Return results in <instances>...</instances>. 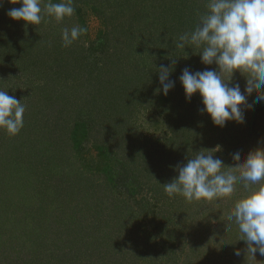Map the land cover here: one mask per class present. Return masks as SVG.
I'll return each instance as SVG.
<instances>
[{
    "label": "rangeland",
    "instance_id": "1",
    "mask_svg": "<svg viewBox=\"0 0 264 264\" xmlns=\"http://www.w3.org/2000/svg\"><path fill=\"white\" fill-rule=\"evenodd\" d=\"M172 1L177 2L180 0ZM185 1L190 2L192 0ZM125 2L126 4L122 8L120 1H114L115 6H118L116 7L117 13L114 7L106 6L104 0H73L74 15L63 20L62 27L56 30L55 35V37L58 35V40L61 41V30L64 27L70 28L73 25H79L86 29L85 34L68 47H74L77 51L81 48L83 52L78 53L79 56L76 62L77 67L81 66L82 68L80 75L72 71L67 74L70 81L78 78L70 83L69 86L72 85V88H63V92L69 95L67 103H62L65 101L66 96L62 98L61 102H48L47 105H53L54 103L55 109L43 105L45 99H40L39 93L42 87H47V83L38 79L41 78V75L46 79L47 75L44 73L36 76L31 83L23 84L21 80H24V78L21 77L17 80V87L15 88L11 87V83L2 82L3 88L0 90L8 91L5 89H9L8 95L15 96L18 101L25 105L23 127L33 123L32 125L40 126L45 135V137H42V133L33 132L32 135L36 134L35 138L41 136L44 140L53 139L51 146L35 143L31 148L24 150L23 158L28 160L29 163L22 160L16 166L17 164L14 162L15 147L13 146L16 141H13L12 144L10 140L12 138L15 140L18 135L9 136L0 130V226L5 228L3 232L4 239L9 238L8 236L16 231L13 226H18L17 224L27 225L31 229L32 225L35 224L32 218L33 213H38L37 216L43 215L44 218L59 213L68 216L69 211L62 212L61 209L57 210L56 208V205L59 204L57 198H60L59 194L61 193L60 184H63L65 189L64 176L70 181L68 185L72 187L71 189L76 195V198L72 200L73 205L78 204L79 207L94 212L97 211V199L100 197V193H98L100 189L107 192L111 190L116 192V189H118L122 192V198H134L131 202L138 212L140 209L142 210L139 207L141 198L147 199L150 204L143 213H139L140 222L144 223L143 228L146 232L152 230L154 226L148 223L149 219L154 218V216L160 217L161 214L164 215L162 219L165 220L167 218L166 212L174 210L172 209L173 206L168 205L172 199L177 200L176 202L182 201L181 198L179 199L180 195H174L170 196V200H162L164 204L157 203L147 190L148 186H145L142 192L135 190V193L130 195L132 188L136 187L134 183L127 188L115 184L116 189L114 185H111L114 188L107 185V172L115 175L116 180V175L121 173L122 169L116 162L117 156L115 154L117 150L115 143L119 139L115 137L118 136L117 134L114 135L115 129L118 127L117 123H121L119 118L120 106L126 103L133 104L135 97L140 94L134 91L136 86V81L133 80L135 78L134 74H136L134 73V67L137 66L134 59H140L138 63L141 66L146 63L151 66L152 64L149 62L167 64L169 58L163 54L166 51L161 53L158 49L159 52H154L152 47L148 49L152 53H145L144 55L139 53L141 48L132 49L129 36L118 37L117 31L113 32L111 30L110 19L118 20L116 22L117 29L121 23L127 27L128 23H125L127 20L135 19V17L142 19L141 21H144V24H141V26L143 25V31L141 30V35L139 34L137 40L134 41V43L140 45L145 39L142 35L149 32V24H146V18L156 17V7L158 5H160V11L162 10L168 15L170 20L174 18V24H177L180 15L182 16L176 11L168 14V11L162 5L164 0H125ZM165 2L168 1L165 0ZM198 5L197 3L194 6ZM102 6L105 8L102 9ZM107 11H111L113 16L107 14ZM204 11L205 6L200 13ZM188 14L186 21L189 26L195 27L198 22V14L195 17L192 16L193 12L186 15ZM57 24V22H54L51 27H56ZM169 26L167 25V27ZM0 28L5 29L7 27L0 26ZM124 33L126 34V32ZM154 47L157 46L154 45ZM178 51L180 50L177 49ZM180 54L184 58L187 57L182 55V52ZM8 55L7 53L6 57ZM157 57L159 60H157ZM70 58L71 55L67 56L66 67L68 69L70 68ZM187 61H191L189 65L187 64V68L192 71L196 68L199 71L216 69L215 64H202L200 58V62L193 61L192 57H187ZM35 68L39 69L38 66ZM90 76L93 79L88 82L86 78H90ZM0 77L4 79L8 76L4 75L3 72V75L0 73ZM233 82H239L243 91L245 80L239 72L234 74ZM26 90L27 94L24 93ZM18 92L19 94H17ZM21 93L23 96H21ZM183 93L184 91L181 94ZM254 96L255 92L253 93ZM111 101L112 103H110ZM197 103L199 105V102ZM249 103H251V99H249ZM136 106L137 108L133 113L127 114L129 127L135 129L138 140L147 147L156 142L166 141L167 146H162L163 152L160 153L162 156L164 151H167L175 142L184 143L188 136L187 129L193 130L196 135V137H190L191 141L194 138V143L188 151L191 156L201 150H212L219 146L221 151L215 153L214 158L221 159L225 166H235L236 162L232 160V154L237 151L241 152V162H243L249 151L257 147H264V143H258L264 141V103L255 104L251 109L246 110L243 124L230 121L223 128L214 126L207 114L200 111L203 105L201 108L196 109L186 108V106H181L179 111L176 109V113L179 112L178 114H181L183 110L186 114L189 113L187 119H185L187 120L186 123L178 121L181 124L180 126H177L178 124L174 122L175 118L172 116L167 120L166 112L161 109L163 106L140 103ZM133 109L131 107L129 111ZM80 110L83 111L82 114L86 119L71 121L76 119L75 113L80 112ZM88 112L91 114L85 115ZM182 119L184 120V118ZM176 127H178L177 130ZM181 134L183 136H180ZM57 136L61 140L56 139ZM104 149L107 150L106 153H103ZM65 157L72 160L73 163L70 166L66 165L68 163H66ZM49 159L50 161H48ZM51 162L59 167L56 170L57 172L55 171L56 167H52V164H50ZM183 164L181 162V165ZM45 170L51 172L53 177L50 178L49 188L42 190L37 175L39 174L38 171L41 175ZM2 172L4 174H1ZM84 179L96 183L97 189L92 191ZM2 180H5L3 185ZM118 190L117 192H119ZM4 191L5 193H3ZM247 191L248 189L244 187L243 182H240L237 183L230 197H221L211 202H187L184 199L180 204L183 205L182 211L177 212V214L182 213L183 221L178 220V222H175L178 223L176 225L175 223L167 224V230L166 223L161 224L163 229L155 228L153 236H151L155 239V243L149 241V245L152 244L153 247L149 250L150 253L144 254L142 257L143 262L136 260L140 252L136 244L134 245L135 251H133V247L129 249L128 245L121 247L124 246V244H121L119 245L120 250L124 248L123 252L128 255L124 259L117 256V264H121L123 261V264H148L147 260H152V249L153 254L154 248L161 249L156 243L164 247L161 264H264V255H261L259 250L252 254L248 250L246 242L241 240L243 235L240 233L238 226L234 222L228 223L225 218L234 208L235 202L246 195ZM83 194L84 198H82ZM76 201L78 202L75 203ZM181 217H179L180 220ZM91 220L94 221L93 218ZM173 225L175 226L173 227ZM19 229L21 228L19 227ZM138 240L141 245H144L145 237ZM237 251L240 255L235 254ZM161 258L156 260L160 261Z\"/></svg>",
    "mask_w": 264,
    "mask_h": 264
},
{
    "label": "trees",
    "instance_id": "2",
    "mask_svg": "<svg viewBox=\"0 0 264 264\" xmlns=\"http://www.w3.org/2000/svg\"><path fill=\"white\" fill-rule=\"evenodd\" d=\"M104 1L106 6L114 7L117 13L118 11L116 7L118 6H115L114 1H120V6L122 8L126 4L125 0ZM167 1L168 2H165L164 0V4L162 5L165 10L168 11V14L174 13L175 11L182 14V16L180 15L179 17L178 23L174 24V18H171L170 20L168 15L162 12V10L160 11L161 8L160 5H158L156 7V17L146 18V24H149V32L142 35L145 39L140 45L134 43V41L135 39L137 40L139 34L141 35L140 32L143 29V25L141 26V24H144V21H141L142 19L135 17V19L127 20L125 23H128V26L126 27L121 23L118 29L116 26L118 20L110 19L111 30L113 32L117 31L118 37L129 36V43L132 49L136 50V48L139 47L141 48L139 53L144 55L145 53H152L148 50L152 47V51L154 52H159L160 50L162 53L166 51L163 54L169 58L167 64L149 62L152 64L151 66L147 65V63L141 66V64L138 63L140 59L133 58L137 65L134 67V73H136L134 74L135 78L133 79L136 81L134 91L140 94L138 97H135L133 104L126 103L120 106L119 118L121 123H117L118 127L115 129L114 135L117 134L118 136L115 137L119 139L118 142L115 143V148L117 150L115 154V156H117L116 162L122 169L121 173L116 175V180L115 175L107 172V185L108 187L114 185L116 189L115 184L127 188L134 183L136 187L132 188V194L130 193V195H133L135 190L142 192V189H144L145 186H148L147 190L151 193L152 198L157 203L161 204H164L162 200H170V196L165 193L162 186L170 183L178 175L176 167L181 165V162L185 164L186 159L191 157V154H189L188 151L194 143V138L191 141L190 137H196V135L193 130L187 129L188 136L187 139L184 140V143L175 142L167 151H164V155L162 156L160 153L161 151L163 152L162 146H167L166 141L162 143L156 142L148 147L145 146V144L138 140L135 129L129 127L127 114L129 113L130 115L133 113L135 108H137L136 105L138 103L148 105L158 104V106H163L161 109H163V112H166L167 120L172 116L175 118L174 122H177V126H180L181 124L178 121L186 123L187 120L185 119H187L189 114H186L184 110L181 114H178L181 106H186V108L188 107L192 109L202 107L199 94L194 95L190 101L186 100L184 93L181 94L184 90L179 82L182 70L188 67L187 64L189 65V62H191L187 61V57H192L193 61L200 62V57L198 55L200 50L195 48H185V50L178 49L180 51L177 52L175 44L179 35L186 31H191L194 28L193 26H189L186 21V17L189 16V14H186H192L193 12L192 16L195 17L205 6L203 0H192L190 2L185 0L177 2H173L172 0ZM43 2H47V0H43ZM52 2L60 3L62 0H52ZM197 3L199 5L194 6ZM21 6L20 3H10V0H4V2L0 4V26L7 27L5 29L0 28V73L3 75L4 72V75L8 76L4 79L0 77V89L3 88V81L11 83V87L15 88L17 87V80L21 77L24 78V80H21L23 84L27 82L31 83L35 80L36 76L44 73L47 75L45 77L46 79L41 75V78L38 80H44V83H47V87H42L39 96H41L40 99H45V102L43 103L44 106L55 109L54 103L53 105L47 104L49 101H55V103L57 101L61 102L63 100L62 98L66 96L65 101L62 103H67L66 101L69 95L63 92V88H72V85L69 86L70 83L78 79L70 81L69 75L67 74H69L70 71L78 74L82 71L81 66L77 67L76 62L79 56L78 53L83 51H81V48L77 51L74 47H63L62 42L59 41L60 39L58 40L59 36L57 35L55 37L56 30L62 27L61 24L63 21L58 23L56 27H51L56 21L52 18L46 17L48 22H42L41 24L36 25L38 28L40 26V29L38 30L35 25H25V22L13 21L7 16V12L11 8H19ZM104 8L105 7L102 6V9ZM107 14H111V11H107ZM111 15L113 16V14ZM107 17L109 16L107 15ZM167 25H170L171 27H167ZM124 32H126V34ZM149 40L152 42L150 41L148 43ZM154 45L157 47H154ZM181 52L182 55L187 57L184 58L181 56ZM7 53L9 55L6 57ZM69 55H71V58L69 61L70 68L68 69L66 65L68 62L67 56ZM157 60H159L158 57ZM173 60H175V63H173ZM36 66H38L39 69L35 68ZM161 66H171L174 69L169 78L176 82L175 88L171 90L166 97L162 94H158L156 91L161 87L158 79V69ZM193 71H199V69L196 68L193 69ZM86 79L88 82H91L93 77L90 76V78ZM138 84L140 85L138 86ZM5 90L9 91V89ZM24 93L27 94V90ZM17 94H19V92ZM21 96H23L22 93ZM112 101L110 103H112ZM196 101L199 102V105ZM131 107L134 109L129 111ZM176 109H178L177 113ZM82 113L83 111L80 110V112L75 113L76 119L70 120L74 122L77 119H86ZM90 114L91 113L89 112L85 113V115ZM176 114L177 116H175ZM181 117L184 118V120ZM29 122L31 123V121ZM32 124L33 123L23 127L18 134V138L15 140L14 138H9L11 139L10 143L12 144L13 141H16L15 144H13L15 147L14 162H16V166H18L22 160H26L23 158L25 154L24 150L31 148L33 144H45V146L52 145V138L44 140L41 136L35 138L36 134H33L34 136L32 135L33 132H40V134L42 133V137H45L40 126ZM177 129L178 127H176V130ZM180 136L183 135L181 134ZM59 137L57 136L56 139L61 140ZM106 151L104 149L103 153H106ZM65 159L67 160L66 163L69 164H66L67 166H70L73 163L69 157H65ZM26 161L29 163L28 160ZM48 161H50V159ZM50 164H52V167H56L55 171L59 168L52 162ZM63 169L65 170V168ZM38 173L40 174L39 171ZM1 174H4V172ZM39 174L37 175V178L38 181H40L39 184L42 185H40L42 190L49 188L51 182L50 178L53 177V174L48 172V170L43 171L41 175ZM64 179L65 189L64 185L60 184L61 193L59 194L60 198H57L59 204L56 205V208L57 210L61 209L62 212L69 211L68 216L61 213L56 214L57 210L54 212L56 215L52 217L45 216V218L43 215L37 216L38 213H33L32 218L33 221H35V224L32 225L31 229L29 226L27 227V225L21 226L20 224H17L18 226H13L16 231H13L12 234L8 236L9 238L6 239L3 238L5 228L0 226V264H117V256H121V259H124L128 255L123 252L124 248L120 250L119 245L121 244H124V246L122 245L121 247H126L128 245L129 249L133 247V251H135L134 245L136 244V246H138L137 249L140 251L136 260L143 262L142 257L144 254L150 253L149 250L153 247L152 244L149 245V241L151 240V243H155V239L151 237L153 236L155 228L163 229L161 224L166 223L165 226L167 230V224H174L175 222H178V220L183 221V218L181 217L182 213L177 214V212L182 211L183 205H180L184 200L182 196L179 197V199L181 198L182 200L181 202H176L177 200L172 199L171 203L168 204L173 206L174 208L172 209L174 210L166 212L167 218H165V220L162 219L164 215L162 216L161 214L160 217H150L151 219L148 220V223H150V225L153 224L154 226L152 230L146 232L143 228L145 226L144 223L140 222L141 219L139 213H143L150 204L147 199H144L143 197L141 198L139 207L142 208V210L140 209L138 212L135 209L134 204L131 202L134 198H122V192L118 189H116V192L113 190L107 192L103 191L104 189H100L98 192L100 193V197L97 199V211L94 212L90 209L79 207L78 204L73 205L72 200L76 198V195H74L75 193L72 191V187L68 185L70 181H68L65 176ZM85 181H87V185L92 191L97 189L96 183L89 179ZM1 183L3 185L5 180H2ZM117 190L119 192H117ZM3 193H5V191ZM84 197L83 194L82 198ZM77 202L78 201L75 203ZM151 213L153 215L152 211ZM179 217L182 219L180 220ZM92 218L94 221L91 220ZM176 224L178 223H175V225ZM175 225H173V227ZM19 227L21 229H19ZM143 237H145V243L144 245H141L138 239H142ZM157 244L161 249L154 248L155 255L152 253V249V260H147L148 264H161V256L164 247L159 243H156V245ZM110 257L114 259H111ZM157 258H161V260L157 261ZM123 263L121 262V264Z\"/></svg>",
    "mask_w": 264,
    "mask_h": 264
},
{
    "label": "clouds",
    "instance_id": "3",
    "mask_svg": "<svg viewBox=\"0 0 264 264\" xmlns=\"http://www.w3.org/2000/svg\"><path fill=\"white\" fill-rule=\"evenodd\" d=\"M3 2L0 0V4ZM10 3L22 6L11 8L7 16L25 25L47 23L46 17L60 23L75 12L73 0L60 3L10 0ZM203 3L205 11L198 13L195 27L179 35L175 47L199 49L201 63L215 64L216 69L192 71L186 67L179 82L186 100L199 94L203 105L200 111L207 114L214 126L223 128L230 121L243 124L245 111L264 103V0H203ZM85 32L79 25L64 27L62 45L70 47ZM172 71L171 66L158 69L161 85L156 90L158 94L166 97L175 88L176 82L169 78ZM237 72L245 80L243 91L239 82H233ZM25 110L15 96L0 90V130L9 136L18 135ZM219 151L217 146L192 155L185 164L176 167L178 175L162 187L167 195H180L187 202H211L230 197L237 183L243 182L247 194L235 202L225 218L238 226L243 235L241 240L252 254L259 250L264 255V147L249 151L243 162L240 151L233 153L234 167L214 158ZM235 254L240 255L239 251Z\"/></svg>",
    "mask_w": 264,
    "mask_h": 264
}]
</instances>
